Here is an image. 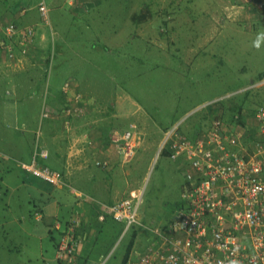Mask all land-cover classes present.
<instances>
[{"label": "rangeland", "instance_id": "rangeland-1", "mask_svg": "<svg viewBox=\"0 0 264 264\" xmlns=\"http://www.w3.org/2000/svg\"><path fill=\"white\" fill-rule=\"evenodd\" d=\"M3 1L5 4L6 0ZM11 1L15 3L17 0ZM201 1L210 0H198L196 3ZM211 1L217 4L219 0ZM220 1L222 5L213 3L205 10L202 2L197 4L198 9L194 5L182 9L177 0H99L93 9L81 12L78 17L72 13L74 17L70 19L68 11L72 6L62 0V10L67 11L65 23L59 27L55 16L57 11L51 12L50 9V19L56 33L51 39L50 30L45 29L47 40H41L38 44L42 50H48L50 46L48 52H53L49 65L44 62L46 70H40L28 61L26 70L22 72H10L5 65H0V147L11 140L13 142L9 137H20L19 146L26 160L31 157L28 138L33 143L36 141L35 135H28L24 139L21 134L25 128L16 122L23 117V110L26 109L31 117L30 123L36 125L35 131L41 132L46 121L38 124L42 109L40 104L46 103L49 94L55 92L56 96L51 97L50 103L59 105L56 92L61 90L62 83L68 77L73 78L83 91L103 102L116 96L129 95L143 105L149 126L141 125L148 137L136 158L127 164L134 168L132 176L142 179L138 189L142 196L139 208L141 221L128 231L123 232L124 225L119 223L115 229L109 227L102 234L96 247L98 253L103 255L99 264H117L122 260L133 228L138 232L135 251L146 247L150 236L155 234L154 230L170 228L173 214L181 204L185 178L179 162L171 159L168 152L159 149L175 126H179L184 135L194 134L201 126L203 130L209 115L214 113L206 114L204 106H199L204 102L223 101L224 107L220 104L214 108L215 111L219 109L216 113L220 111L225 120L246 115L249 110L264 104V86L251 85L248 91L236 93L241 83L234 81L231 72L223 76L221 64L212 65L209 62L207 66H200L203 58L213 59L209 53L196 56V70L190 71L177 63L178 55L185 53L189 46H194L195 51L201 53L197 44H189L186 40L212 35L225 36L223 38L229 41L228 46L231 47L228 50L230 54L237 51L241 45L237 39L242 37L246 38L247 49H253L256 54L263 52V29L257 19L264 11L246 3L248 0ZM38 2L20 0L13 6L14 13L21 7L35 6ZM35 10L39 12L38 7ZM135 12H144L151 18L136 25L131 19ZM255 44L259 45L258 49L254 48ZM235 65L232 61L230 67ZM36 87L38 96H30V90ZM20 94L21 100L15 102L14 96ZM49 130L50 134L53 131L54 135L49 134V141L53 142L57 129L52 126ZM2 139L5 141L2 142ZM1 159L7 157L0 154ZM16 159L11 158L10 161L14 162L13 166H20ZM17 180H20L18 188L6 196L5 186L10 181L16 186ZM41 186L24 178L21 173L17 178L9 176L5 181L0 180V264H28L30 260L34 264L39 263L40 258H36L40 250L39 237H42L43 245H50L46 235L35 233L36 238H30L26 233L37 222L40 225L36 229L47 232L44 223L35 220L36 211L23 225L14 220L10 223L4 221L7 216H29V210L33 208L29 201L35 196L39 205L37 197L40 195L37 192ZM59 193L52 191L51 200L57 202ZM8 199L15 203L11 210L4 209ZM44 250L47 248L44 247ZM45 253H49V250Z\"/></svg>", "mask_w": 264, "mask_h": 264}, {"label": "crops", "instance_id": "crops-1", "mask_svg": "<svg viewBox=\"0 0 264 264\" xmlns=\"http://www.w3.org/2000/svg\"><path fill=\"white\" fill-rule=\"evenodd\" d=\"M40 1L41 0H39L38 4L35 6L21 7L16 13H14L13 6L16 2H20V0H17L15 3L11 0H6L5 4L3 3V0H0L1 22L7 24L13 21L19 27L35 26L37 28L35 46L27 55H22L20 50L17 49L15 55L17 60L12 61L8 54L0 49V65H5L8 69L7 71L14 72L15 70H18L19 72H22L26 70V61H28L30 65L38 66V69L44 71L47 68L46 66L49 65L52 58L51 56H53V52H48L50 46H48V50L46 48L42 50L38 44L41 40H47L45 29L50 30L49 33L52 35L51 39H53L56 31L53 29L52 23L51 26H46L41 23L40 13L35 10L36 7L39 6ZM47 1L50 4L49 8L51 9V12L57 11L55 16L58 26L61 27L65 23V15L67 13V11L62 10V0H46V2ZM98 1L99 0H80L73 6L69 3V0H65V2L72 6V9L68 11L69 16L71 17L70 19H73L74 17L72 13L78 17L81 12L93 9ZM196 1L198 0H177V3L182 9L192 5L197 8V4H201L202 1L200 3H196ZM219 1L217 4L211 0L209 2H202L204 4L203 8L205 10L207 8L209 9L213 3L218 6L222 5L223 3L221 1L220 3ZM246 3L255 7L257 6L253 0H248ZM247 19L249 20V18ZM260 21L261 17L257 19V23L262 26ZM1 33L0 30V36ZM223 37L221 35H212L203 38H195V40L189 38L186 42L189 44H197L201 49V53L196 50L197 53L194 46H189L185 53L178 55L177 63L180 66L188 68L190 71L196 70V56L201 54L206 56L209 53L210 57L212 56L213 59L203 58L199 65L204 67L207 66L209 62H211L212 65L221 64L223 67V76L226 77V75L231 72L234 81L237 80L241 83L236 88V93L245 90L248 91L251 85H260V87L264 86V78L262 77L264 74V49L262 53L256 54L253 49L246 48V38L242 37L237 39L238 43L241 44L237 47V51L230 54L228 53L229 48H231L228 46L229 41L225 40L226 38ZM261 37L264 41L263 34ZM256 45L257 44H255L254 48L258 49ZM262 46L263 43L259 49H261ZM232 61L237 65L230 67ZM44 62H47V65ZM179 75L183 74L179 73ZM69 79L73 78H66L61 85V90L56 92L59 95V105L53 106L52 103H50V99H52L51 97L56 96L55 92L49 94V100L46 101V103L42 102V104H40L42 109L39 114L40 118L38 124L40 125L42 121H46L45 128L41 130V132L38 130L35 131L36 125L30 123L31 117L27 115V113L29 114V111H26V109V112L23 110V117L16 122L17 124L20 122L25 128L21 134L24 139H26L28 135H35L36 141L33 143L32 139L27 137L29 139L28 143L31 152L30 159L26 160L22 155L19 146L21 140L20 137H9L10 139H13V142L11 140L9 144H3V146L0 147V154L7 157V159L0 160L1 181H5L9 176L17 178L21 173L24 178L36 182L37 186L42 185L38 188L37 192L40 195L37 197L39 207L36 204L35 196L29 201L30 206L33 204V208H30L29 210V216L20 215L19 217H4V221H7L8 223L14 220L23 225L25 221L32 218V212L36 211L35 220L43 222L46 226L47 232H44L43 230L38 231L36 228L40 223L37 222L38 224L33 226L31 231H26V233L30 238L39 234L41 236L46 235V237L50 239V245L46 246L43 245L42 237H39V247L41 251L38 250L36 258L37 260L40 258V262L36 264H99L98 261L103 255L98 253L96 247L102 234H104L109 227L115 229V226L119 225V223H123L124 225L123 232L128 231L132 227H128L124 221L115 219L108 214L103 207L114 205L121 200L133 198L134 200H138L140 208L142 201V196L138 192L142 179L141 177H133L132 174L134 168H131V166L128 165L129 162L136 158L148 137L146 129H143L141 125L143 123L149 126V118L143 113V105L135 99H132L129 95L126 97L116 96L110 101L103 102L96 96L89 95L87 92L83 91L82 87H79L76 83L75 89L80 91L84 98V112L80 116H73L70 119H67L62 115V110L67 104L63 93V85L65 81ZM18 90L20 93L21 89L19 88ZM37 91V87L30 90V96L33 95L37 97ZM14 97L15 102H19L22 98V94ZM217 100L204 102L199 105L204 106L206 114H210L211 112L214 113L213 115L210 114L211 116L208 114V122L203 130L201 126L199 129L195 130L196 132H194V134L186 136L195 139L209 128L213 116L219 110L215 111V108L210 109L209 105L221 101ZM259 106H264V104L256 106L254 109L249 110L246 115L242 116L245 119L243 121H248V124H250L252 128H256L257 125L255 120L252 121V118H249ZM46 110L50 112L49 117H44V112ZM226 119L232 120L233 116ZM52 126H54V129H57V135L54 137L55 140L53 142L49 141L50 135H54L53 131L52 134L49 133V129L52 128ZM114 130L135 133L140 138V147L135 156L128 162L123 160L122 156L111 143V135ZM1 141L4 142L5 140L2 139ZM39 150H45L48 154L46 158H39L40 164L49 167L52 170L61 172L63 175L62 184L58 186L46 184L40 179L28 176L23 170H21V166H13L14 162L10 161L11 158H17L16 161L18 162L31 163L34 159L35 152ZM98 161L105 162L108 166H98ZM175 161L179 162L180 170L185 178V183L183 184L181 191V204L173 214L169 226L170 228L168 229L167 226L163 230H154L155 234L154 236H150L146 247L143 250L139 249L138 251H135L138 232L136 228H133L126 247L127 252L130 242L134 239V244L128 260L125 261V252L122 260L117 264H135L152 246L161 244L165 248H168L172 239L185 238L183 232L173 229V221L177 216V213L186 208V202L182 197V193L187 183V162L183 159ZM15 183L17 185L13 186L10 181L8 186H5V190L7 191L6 196L15 192L20 184V180H17ZM22 183L26 185L25 182ZM52 191L60 192L59 195L56 194L59 197L57 202L51 200ZM14 206L15 203L13 200L8 199L4 205V209L11 210ZM3 215L5 216L4 213ZM140 221L139 215V223ZM64 242L69 243L74 249L72 259H60L59 257V245ZM44 247H46L47 250H44ZM48 250L49 253H45V251ZM28 262V264H34L31 260Z\"/></svg>", "mask_w": 264, "mask_h": 264}, {"label": "built area", "instance_id": "built-area-1", "mask_svg": "<svg viewBox=\"0 0 264 264\" xmlns=\"http://www.w3.org/2000/svg\"><path fill=\"white\" fill-rule=\"evenodd\" d=\"M79 1L69 3L74 6ZM253 1L264 11V0ZM38 8L41 23L51 26L46 0H41ZM0 30V49L12 61L17 60V49L27 55L35 46V26L0 21ZM75 86L74 79L63 85L67 104L62 115L67 119L84 112V98ZM49 116L46 110L44 117ZM251 118L256 128L248 121L242 123L238 116L227 122L219 111L209 128L195 139L184 135L179 126L167 134L160 151L165 149L171 159L187 162L182 193L186 208L173 221V229L183 232L185 238L172 239L168 248L152 246L135 264H264V106ZM138 138L135 133L114 130L111 143L128 162L140 147ZM47 155L45 150L35 152L31 163L20 162L21 169L28 176L58 186L63 182L62 173L39 162ZM97 165L108 166L99 161ZM103 209L128 227L139 224L138 200H121ZM73 255L69 243L59 245L60 259H72Z\"/></svg>", "mask_w": 264, "mask_h": 264}, {"label": "trees", "instance_id": "trees-1", "mask_svg": "<svg viewBox=\"0 0 264 264\" xmlns=\"http://www.w3.org/2000/svg\"><path fill=\"white\" fill-rule=\"evenodd\" d=\"M151 17L149 16V15H146L144 12H135V13H133L132 14V17H131V19H132V22L134 23V24H140V23H142V22H145V21H147V20H149ZM261 25H262V29H263V35H264V13L263 14H261ZM263 78H264V74H263V76H262ZM220 104H221V106L222 107H224L223 106V101H219V102H216V103H213V104H211V105H209V108L210 109H213L215 106H220ZM221 107V108H222ZM216 109V108H215ZM241 115V114H240ZM234 120V118L232 119V120H226L227 122H232ZM243 120H245L242 116H241V122L243 121ZM246 121H243L242 123H245ZM247 141H249V138L246 140V142ZM162 152H166L167 153V150H165V149H163L162 150ZM135 237V236H134ZM133 237V238H134ZM133 244H134V239H132V241L130 242V244H129V246H128V250H127V252H126V255H125V261H127L128 260V257H129V255H130V253H131V249H132V247H133Z\"/></svg>", "mask_w": 264, "mask_h": 264}, {"label": "clouds", "instance_id": "clouds-1", "mask_svg": "<svg viewBox=\"0 0 264 264\" xmlns=\"http://www.w3.org/2000/svg\"><path fill=\"white\" fill-rule=\"evenodd\" d=\"M256 46H257V47H259V45H258V44H257Z\"/></svg>", "mask_w": 264, "mask_h": 264}]
</instances>
